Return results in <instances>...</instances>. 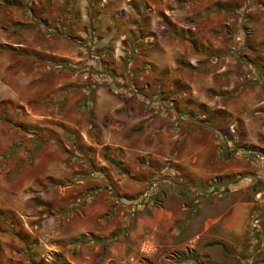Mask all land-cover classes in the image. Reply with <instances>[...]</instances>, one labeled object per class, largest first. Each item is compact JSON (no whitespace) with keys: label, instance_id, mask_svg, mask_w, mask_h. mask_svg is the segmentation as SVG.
Segmentation results:
<instances>
[{"label":"crops","instance_id":"crops-1","mask_svg":"<svg viewBox=\"0 0 264 264\" xmlns=\"http://www.w3.org/2000/svg\"><path fill=\"white\" fill-rule=\"evenodd\" d=\"M203 1L102 0L93 19L97 41H86L92 47L74 56V41L50 21L56 12L77 14L79 33L89 38L90 0H45L37 7L0 0V45L7 57L1 104L8 113L1 126L7 155L20 161L31 155L24 165L38 186L31 203L27 194L4 203L10 214L1 222L8 234L9 223L16 227L18 247L24 245L19 235L30 231L50 252L65 251L71 264H143L135 257L139 244L104 248L111 232L104 215L114 206L112 217L132 222V234L144 240V264H264V0ZM121 5L132 16L128 24L114 19ZM103 40L118 51L128 45L138 52L132 60L148 69L130 70L129 86H96L85 102L88 85H79L58 130L56 102L41 96L57 83L44 77L55 78L57 62L66 57L97 61ZM66 43L71 48L63 49ZM26 58L35 62L32 74L23 63L13 64ZM143 78L146 83L137 85ZM34 105L48 112L25 115ZM62 152L86 158L93 172L108 171L91 187H113L115 200H95L87 181L57 178ZM157 178L163 188L158 200L149 190ZM5 183L7 194L14 193L10 188L17 186ZM141 193L145 198L135 200ZM27 203L35 221L20 212ZM73 249L76 254L68 255ZM3 254L0 248V264Z\"/></svg>","mask_w":264,"mask_h":264},{"label":"rangeland","instance_id":"rangeland-1","mask_svg":"<svg viewBox=\"0 0 264 264\" xmlns=\"http://www.w3.org/2000/svg\"><path fill=\"white\" fill-rule=\"evenodd\" d=\"M19 1V0H18ZM102 0H90V23L87 24V32L88 37L85 39L82 38L79 33V27L81 26L80 21L76 18L79 17L77 14H64L62 12H56L53 19H51L50 24H53V26L56 28L57 33L64 35V36H70L71 39L74 41L73 48H74V56H76L77 53L81 51L82 46H87L88 48L92 47V45H87L86 41L91 39V42H96L97 38L94 30V21L93 19L96 18L98 14H101L102 12V6L100 7V2ZM14 2H17V0H14ZM26 4H31L32 6H38L37 2H41V4H45V0H24ZM207 5L208 2L205 0L203 1ZM119 7V6H118ZM121 9L117 8L114 12L116 17V20L119 18L121 22H126L125 24H128L132 18V16H129L128 14V7L125 5H121ZM126 14V15H125ZM79 15V14H78ZM47 19L48 14L46 13ZM108 26V25H107ZM1 34V33H0ZM113 38V37H112ZM116 39V38H114ZM1 40V39H0ZM2 41H0L1 43ZM108 42V43H107ZM67 44V43H66ZM69 44V43H68ZM66 45V47H62L63 49H67L70 47V45ZM104 48L101 50V52L104 54L103 57L99 56L97 61L96 58H92L91 55H89L88 61H75V59L71 58H65L61 62H57V66L55 67L56 76L55 78L52 75H45L44 80L47 82L53 83L54 79L56 80L57 87L53 88L52 85L50 87H47L46 92L41 93L42 98H46L49 101H55L56 102V112L57 116L61 119H57L58 123V130L61 129L60 127L64 126V123L62 121V118H64L65 115H67V112H65V103L69 99V94L77 91L80 86H83V84L88 85V93L83 98V101L85 102L87 99H91V95L93 94V91H95L96 86L98 85H106L109 86L111 83L113 84H122V85H132L134 78L129 79V72L130 70H138L144 72L148 69V67L144 64V61H142L140 64H136V60H132V57L138 54V52H135L134 50H131L129 52V46L125 45V48L122 49L120 46L117 50V45H115L113 42L104 41L103 40ZM59 46V45H58ZM3 46L0 45V248L4 252L3 259H6L5 264H32L40 262V264H71L68 259L66 258L65 251H59V252H50L51 248L45 247L43 243L39 242L38 237L34 236L30 231H22V235H24V245L22 247H18L19 244L17 240L14 238L16 231V227H11V223H9V234L4 231V225L1 222V216L7 215L5 209V201H9L10 204H15L17 201L22 199L23 194H27L30 196V201L34 200V194H37L36 188H38L37 184L33 180V174L32 172H29V169L24 164H30L31 163V155L26 156L24 161H20L21 159L15 156H9L7 155V146L8 142L5 138V132L2 129L1 126V120H6V117H8L6 105L4 103L1 104L2 96H4V93L2 91L3 85L6 82V56L4 55V49ZM72 50V49H71ZM80 50V51H79ZM112 50L114 51V55H112ZM122 52V53H121ZM80 54V53H79ZM122 54V55H121ZM131 56L128 58V56ZM141 59V58H140ZM24 62L14 59V66H16V63L18 65H22V63L25 66V71L27 74H32V72H35L36 68L34 67L35 62L31 61V59H23ZM142 60V59H141ZM90 61V62H89ZM79 62V63H76ZM34 67V68H33ZM117 75L119 76V79L116 78ZM140 76V75H139ZM70 79L73 80V83L69 81ZM39 83V82H38ZM145 79L143 78L137 85H144ZM74 90V91H73ZM42 92V91H41ZM135 93V92H134ZM157 99V98H156ZM4 101V100H3ZM43 111H47V108L42 109ZM40 106H29V108H25V115L30 116L31 113L36 112H42ZM48 112V111H47ZM62 140V150L65 149L66 143ZM60 143V142H59ZM69 146V152H70V145ZM29 152V151H28ZM70 161L72 163H70ZM88 161L84 157H80L77 155H71L70 153L65 154L62 152L58 157V162L56 166V174L57 178H61L64 182L68 183H74V185H78L80 180H84L85 182H88V185H90V188L87 190V193L92 192L94 195V199H98L100 202L103 200L105 201H113L117 197V193L114 192V188L112 187L111 190L105 188L97 189L96 186H92V184L95 183V179L99 177H102L103 175L106 177L109 175L108 171H100V172H93L89 168V165L87 164ZM111 169H113V164L108 163ZM72 167H71V166ZM70 168L73 170V175L70 178L69 175H66L67 172L70 171ZM69 170V171H68ZM107 170V169H106ZM93 172V173H92ZM92 173V174H91ZM68 174V173H67ZM160 179H155L156 185H154L156 188L149 189L151 192L150 196H155V199L160 198V193L163 192L162 183H159L158 181ZM75 181V182H74ZM12 183V185H15L17 187L10 188L14 193L7 194L8 189H6L5 185L6 183ZM25 185L23 189L20 187ZM63 184V183H62ZM109 185V183L107 184ZM19 186V188H18ZM64 185L58 186L57 191H63ZM16 190H18L16 192ZM149 190L146 189L147 192ZM111 191V192H110ZM155 194V195H153ZM6 196H9V198ZM140 198H145L143 194L135 195L134 199L138 200ZM119 199V197H118ZM29 200V199H28ZM3 205V207H2ZM24 205V204H23ZM21 206L20 212L22 215L25 216V219L27 221L32 220L35 221L31 214L33 213L32 207L27 203V206ZM113 207L111 210H108L105 215V228L107 230H111V232L108 234L107 237H104L102 241H104L103 246L112 244L115 245H127L129 248H131L133 245L139 244V252L135 255L136 258H139V260L144 264V256H145V246L143 244V239L140 241L138 240V237L134 236L132 234V229L134 225H132V222L130 224L126 222H121V220H118L115 217H112ZM12 211V210H10ZM8 213V212H7ZM10 214V213H8ZM10 216V215H9ZM13 223V222H12ZM33 223V222H31ZM14 236V237H13ZM44 241L49 245L50 239L47 237H44ZM84 239V237H83ZM84 241V240H82ZM79 242V241H77ZM75 243V242H74ZM64 245V244H63ZM64 246H62L63 249ZM131 250V249H130ZM20 251V254L18 255L16 252ZM75 249L73 251H69L68 255L73 256L75 253ZM131 253V251H130ZM129 253V255H130ZM58 256H62L65 260V263H62L59 261ZM42 260V261H41ZM56 260V261H55Z\"/></svg>","mask_w":264,"mask_h":264},{"label":"trees","instance_id":"trees-1","mask_svg":"<svg viewBox=\"0 0 264 264\" xmlns=\"http://www.w3.org/2000/svg\"><path fill=\"white\" fill-rule=\"evenodd\" d=\"M174 95H176V93H174ZM114 163H116V162H114ZM51 181H52V183H54V184H56V185H57V184H58V185L61 184V182H60V181H57V180H56V182L53 181V180H51ZM14 233H15V232H14ZM19 237L23 240L24 235L21 234V235H19ZM23 241H24V240H23ZM58 258H59V261H60V262L65 263V260H64V258H63L62 256H58ZM41 261H42V260H41ZM55 261H56V260H55ZM32 264H40V262H38V263H34V262H33Z\"/></svg>","mask_w":264,"mask_h":264},{"label":"built area","instance_id":"built-area-1","mask_svg":"<svg viewBox=\"0 0 264 264\" xmlns=\"http://www.w3.org/2000/svg\"><path fill=\"white\" fill-rule=\"evenodd\" d=\"M261 159H263V157H260ZM253 224L255 225V227H256V225L258 224V220H257V218H255L253 221Z\"/></svg>","mask_w":264,"mask_h":264}]
</instances>
